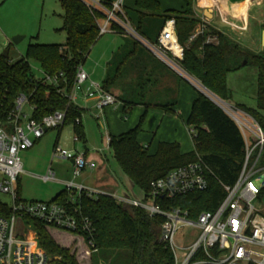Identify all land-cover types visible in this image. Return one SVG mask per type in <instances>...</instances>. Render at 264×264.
Here are the masks:
<instances>
[{
  "label": "trees",
  "instance_id": "16d2710c",
  "mask_svg": "<svg viewBox=\"0 0 264 264\" xmlns=\"http://www.w3.org/2000/svg\"><path fill=\"white\" fill-rule=\"evenodd\" d=\"M184 10L163 11L159 0H135V8L127 15L140 34L155 41L165 22L174 18L176 34L184 46V58L181 66L190 76L197 79L206 89L224 101L231 96L227 84V75L242 67V62L257 69V105L247 109L264 131V48L253 52L222 31L206 26L204 34L190 41V37L202 27L191 0H184ZM64 10L66 32L65 44H29L26 54L16 62H11L9 55L0 56V124L8 125L9 116L15 108L16 99L26 94L29 103L35 107L33 117L41 120L67 104V98L54 88H45L33 80L31 61L49 74L64 71L67 88L73 83L77 67L83 64L93 45L99 39V23L103 15L89 8L82 0H60ZM214 35L218 43H206V36ZM64 48V50L62 49ZM145 47L131 37H126L122 50L108 64L103 88L109 90L123 77L127 64L133 69L139 68L138 54L144 53ZM146 49V48H145ZM138 67V68H137ZM144 80V78H143ZM145 81V80H144ZM142 82L128 85V91L142 87ZM138 96V92H136ZM126 106L132 107L137 100L123 98ZM174 103L162 105L172 111ZM146 110L150 107L145 105ZM81 110L71 106L67 123L81 117ZM145 113L136 126L110 138L109 149L119 169L129 181L144 193H148L153 180L165 176L174 168L195 161L200 155L208 167V188L203 192L192 193L183 198L166 200L158 198L163 208L180 206L195 218L204 211H214L225 196V185H232L241 170L245 156V141L237 123L218 105L202 92L198 93L187 119V125L194 130V150L181 153L177 142H160L155 152L149 146L138 141L142 132ZM75 133L84 141L82 124L73 125ZM62 130V129H61ZM264 165V150L259 160ZM18 192L19 186H18ZM264 199V188L261 192ZM53 201L66 203L69 195L66 190L60 192ZM79 204L84 215L93 222L95 234L94 248L87 245L84 234L73 233L48 226L41 221L29 219L37 233L40 247L54 260L53 264H81L79 252L83 247L82 257H88V264H174L171 251L159 242L161 218L152 219L141 209H128L118 204L109 196L100 195L90 198L83 194ZM0 214L7 215L9 210L2 207ZM63 239H69L64 243ZM72 242L77 247L71 248ZM84 245V246H83Z\"/></svg>",
  "mask_w": 264,
  "mask_h": 264
},
{
  "label": "built area",
  "instance_id": "2783aa9c",
  "mask_svg": "<svg viewBox=\"0 0 264 264\" xmlns=\"http://www.w3.org/2000/svg\"><path fill=\"white\" fill-rule=\"evenodd\" d=\"M89 8L103 15L99 23L100 35L118 32L129 36L142 44L150 53L194 84L181 66L184 58V46L176 34L175 19H168L155 41L145 39L130 21L124 6V0H82ZM206 25L190 37V41L204 34ZM206 43H218L216 36L207 35ZM64 50V48H62ZM41 75L33 80L41 86L52 87L67 98L64 109L44 116L41 120L33 117L35 107L29 103L26 94H20L15 108L9 116V124H0V193L9 197V202L0 200L7 207V215L0 214V264H53L50 257L39 245L33 226L28 222L35 219L48 226L73 233L84 234L87 245L94 248V222L84 215L79 204L85 194L90 198L100 195L109 196L118 204L131 209L143 210L148 217L161 218L159 222V242L167 247L174 264H264V165L259 164L264 150V131L259 123L247 112L226 102H218L226 113L237 123L245 141V156L239 175L232 185H225V196L214 211H204L197 217L180 206L163 208L158 198L173 200L192 193L203 192L208 188V167L200 155L189 162L169 171L165 176L153 180L148 193L142 192V199L132 195L107 191L102 188H89L77 184L74 180L86 169H94L96 163L86 152L67 151L60 144L54 146L52 160H74L72 180L65 181L69 201L24 200L18 192L21 174L24 173L21 160L22 152L31 149L37 141L52 129L61 130L66 124L71 106L81 110V117L74 119L79 125L87 107L77 103L82 96L85 103L94 101L104 128L105 148L109 149L111 135L108 131L104 111L117 103V96L92 82L84 87L89 74L83 64L77 67L73 83L67 88L64 71L49 74L39 69ZM195 85V84H194ZM26 103L32 106L31 115L23 112ZM192 135L194 130H190ZM73 141H80L75 133ZM44 182L57 181L54 172L49 169L41 177ZM190 228L192 232L185 234Z\"/></svg>",
  "mask_w": 264,
  "mask_h": 264
},
{
  "label": "rangeland",
  "instance_id": "374dc122",
  "mask_svg": "<svg viewBox=\"0 0 264 264\" xmlns=\"http://www.w3.org/2000/svg\"><path fill=\"white\" fill-rule=\"evenodd\" d=\"M167 2L174 5L172 7H178L175 0H167ZM191 3L195 10L213 9L214 7L216 9L217 7L220 8V13L218 12L216 19L212 22L202 15L197 16L202 25L205 24L211 29L219 30L228 34L234 40L253 52H259L262 50L264 0H236V2L233 3H231L230 0H191ZM126 12L131 14V9L127 8ZM63 15L64 10L61 6L60 0H0V56L6 49H9L10 61L16 62L26 54L29 44H65L66 32L62 30L64 25ZM233 16H235L236 19L239 17L243 20H235V17ZM223 19L227 22L233 23V27L223 21ZM14 36L22 37L17 44L11 42V39ZM143 37L149 41H153L145 36ZM121 43L122 36L119 33L108 32L99 37L83 63L84 69L90 74V78L84 87L92 82L102 85V82L105 79L107 62L112 53L119 49ZM139 45L142 46L140 43ZM145 50L149 52L147 49ZM137 56L139 58L141 54L139 53ZM31 67L32 72L36 77L41 75L39 70L40 67L37 63L31 61ZM132 70L135 69L132 68ZM189 78L193 80L196 89L209 94L217 103L220 102V98L215 94L216 97H214L212 92L209 93L197 79L192 76ZM227 84L231 99L230 101L223 100L224 102L232 106L244 105L247 109H254L256 107L257 69L255 67L249 64H244L243 61L241 68L230 72L227 75ZM77 103L82 107H87L82 114L81 122L85 131L84 140L87 139V142L85 144L83 140H80L75 143L73 141L75 135L74 124L67 123L62 129L60 144L62 148L67 151H75L77 148L80 152H85L86 148H88V156L100 157V149L103 147V144H105V140L103 141L101 138V132L104 135L105 131L101 126V122H99L101 121V118L97 119L99 112L93 107H88L89 105L85 103L82 96H78ZM32 109V106L29 103H26L23 107V112L29 116L32 113ZM135 119L136 113L134 114L133 112L129 121L126 120V122L132 123ZM121 122L126 123L123 118L121 119ZM151 125L152 122L144 124L147 131H144L145 133L143 134H146L147 136L150 135L148 133L150 129L148 128H150ZM188 128L193 129L190 126ZM57 132V129L49 130L43 139L35 146V152H33L31 158L28 159L21 155L24 170V173H22L20 177L22 187V196H20L22 199L28 201L33 198L48 199L54 196L55 193L62 188L61 185L55 182H44L40 179V176L45 172H41L42 165L45 164V159L48 158V166L53 155ZM189 145L190 148L193 147L191 139H189ZM102 155L106 156L109 161L108 168L110 174L114 175L118 180L122 179L125 187L132 190L131 192L127 191L126 193L138 199H142V191L135 187L119 169L113 157L112 150L106 149ZM62 161L69 162L64 159ZM57 162H59V159H57L54 164V168H58L59 170L57 177L65 179L64 175H68V168L63 162L56 164ZM83 173V175H88L90 171L86 169ZM90 177L92 178L87 181V184L94 186L97 181L96 173L91 174ZM0 200L9 202V197L0 193ZM184 232L185 234H190L192 229L187 228ZM62 241L67 243V241L70 240L63 239ZM76 245V242L70 244L72 249L77 247ZM77 250L80 253L79 261L81 264H88V257H82L81 254L84 250L83 247H79L76 251ZM126 262L127 259H122L123 264Z\"/></svg>",
  "mask_w": 264,
  "mask_h": 264
},
{
  "label": "crops",
  "instance_id": "0c3cea01",
  "mask_svg": "<svg viewBox=\"0 0 264 264\" xmlns=\"http://www.w3.org/2000/svg\"><path fill=\"white\" fill-rule=\"evenodd\" d=\"M159 1L163 11L184 10L186 8V2L184 0L182 1L175 0L178 7L176 6L172 7L174 5H171V3L167 2V0H159ZM230 2L233 3L236 2V0H230ZM124 6H125V10L127 8L131 10L134 9L135 0H124ZM210 9L212 10L211 17H208L206 14L199 12L198 9H196L195 11L197 12V16L202 15L208 18L209 21L212 22L216 19L218 12L220 13L221 10L219 7H217V9L215 7L213 9L212 8ZM238 19H242V18L237 17L236 19L235 17V20ZM223 21H225L227 24L231 25L232 27L234 25L233 23L227 22L224 19ZM119 34L122 36V43L119 49L112 53L109 61L107 62L105 76L108 70V64L116 56V54H118L123 48L126 35L121 33ZM144 51L145 52L142 53V56H140L138 60L139 68L132 70L133 67L129 62V64H127V67L125 68L123 77L119 81H117L115 86H113L108 90L109 92H112L117 96V103L112 107L106 108L104 111V116L107 122L109 134L112 136H117L124 132H127L128 130H130L131 128H133L138 124L140 117L145 113V120L142 125V132L138 136V141L141 144L145 146L148 145L150 151L155 152L157 149V145L160 142H170V143L177 142L180 145L181 153L191 152L194 150V141L192 138L193 135L190 132V130L192 129H189L188 128L189 126L187 125V119L190 115L192 104L194 100L197 98L200 90L196 89L193 83H191L188 79L181 76L176 71L172 70L168 65H166L164 62L159 60L157 57H155L152 53L147 52L145 49ZM143 78L145 81L143 80ZM137 81L142 82L143 84L142 87L135 88L133 90L131 89V92L128 91L129 89L128 85L130 83L133 84L134 82ZM136 92H138L139 94L138 96L136 95ZM123 98H127L131 101L137 100V104L132 107L126 106L127 103ZM169 103L175 104L173 105V107H171L172 111H167L166 109L161 107L162 105ZM87 104L89 105L88 107H93L94 101L89 100ZM147 104H149L150 107L146 110L145 105ZM133 112L134 114L136 113V119L132 123L131 122L127 123L126 120L129 121ZM122 118L125 120L126 123L121 122ZM151 122L152 125L150 128H148L150 129L148 132L150 135L147 136L146 134H143L145 133L144 131H147L146 130L147 128L144 127V124ZM61 133L62 130H58L56 140L54 142V146L57 143L60 144ZM84 136H85V131H84ZM103 136L104 135L101 132V138L104 141L105 136L104 137ZM42 139H40L39 141H41ZM189 139H191L192 141V146H193L192 148L189 147L190 146ZM39 141H37L36 144L31 149L22 152L21 155L28 159L31 158L33 152H35L34 148ZM86 142L87 139L84 140L85 144ZM105 144H103V147H105ZM75 151H79V149L76 148ZM85 152L88 156L89 149L86 148ZM103 152H105V150ZM103 152L100 153V157L88 156L96 163V167L94 169H88L90 171L88 175L87 174L83 175L84 173H82V175L77 179H75L74 181L77 184H82L86 187L93 189L102 188L110 192L116 191L120 194H127L126 193L127 191L131 192L132 191L131 189L125 187L124 181L122 179L118 180L116 177H114V175L110 174L108 168L109 161L106 156L102 155ZM58 159L59 162H57L56 164L63 162L68 168V175L67 176L64 175L65 179L57 177L59 170L58 168L56 169L54 168V164L55 161H57V159L52 160V157L50 159L48 166H47L48 158L45 159L44 162L46 165L45 164L42 165L41 172L45 171L43 174L45 175L48 172V170L51 169L54 172L55 177L57 179V181H52V182L61 185L62 188L59 189L55 193V195L52 196L51 198L48 199L33 198L30 200L52 201L60 192L65 190V188L63 187L64 186L63 183L65 181L72 180L73 163L71 162V160L64 159L69 161V162H64L62 161L63 159L60 158ZM95 173H96L97 181L94 186H90L87 184V181H89L90 178H92L90 177L91 174H95ZM43 175L40 176V179ZM19 191H20V195L22 196L21 180L19 181Z\"/></svg>",
  "mask_w": 264,
  "mask_h": 264
},
{
  "label": "water",
  "instance_id": "95a60500",
  "mask_svg": "<svg viewBox=\"0 0 264 264\" xmlns=\"http://www.w3.org/2000/svg\"><path fill=\"white\" fill-rule=\"evenodd\" d=\"M199 12H202L204 14H206L208 17H211L212 16V10L211 9H204V10H201V9H198ZM22 37L21 36H14L12 39H11V42L14 43V44H17L19 42V40L21 39ZM264 48V30H263V34H262V49ZM4 57H7L9 55V49H6L4 51V53L2 54ZM244 64H246V61L244 62ZM204 87V86H203ZM205 88V87H204ZM206 89V88H205ZM209 93L210 91L208 89H206ZM200 92H202L203 94H205L208 98H210L216 105H218L222 110H224L226 112V110L220 106V104H218L209 94L203 92L200 90ZM212 94V93H211ZM214 97H216L214 94H212ZM218 98V97H217ZM219 99V98H218ZM220 101H222L224 103L223 100L219 99ZM71 162L73 163L74 160H71Z\"/></svg>",
  "mask_w": 264,
  "mask_h": 264
}]
</instances>
